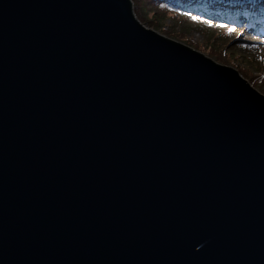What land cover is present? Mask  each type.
Returning <instances> with one entry per match:
<instances>
[{
	"label": "water",
	"instance_id": "95a60500",
	"mask_svg": "<svg viewBox=\"0 0 264 264\" xmlns=\"http://www.w3.org/2000/svg\"><path fill=\"white\" fill-rule=\"evenodd\" d=\"M0 264H264V95L132 0H0Z\"/></svg>",
	"mask_w": 264,
	"mask_h": 264
},
{
	"label": "rangeland",
	"instance_id": "374dc122",
	"mask_svg": "<svg viewBox=\"0 0 264 264\" xmlns=\"http://www.w3.org/2000/svg\"><path fill=\"white\" fill-rule=\"evenodd\" d=\"M141 14L147 19L152 17L146 11ZM137 18L139 19L138 16ZM159 24L160 27H155L144 23L158 33L187 44L220 64L235 68L264 95V39L251 35L245 26L225 31L181 16H168L160 20ZM252 77L256 78V83L252 82Z\"/></svg>",
	"mask_w": 264,
	"mask_h": 264
},
{
	"label": "trees",
	"instance_id": "16d2710c",
	"mask_svg": "<svg viewBox=\"0 0 264 264\" xmlns=\"http://www.w3.org/2000/svg\"><path fill=\"white\" fill-rule=\"evenodd\" d=\"M135 14L144 24L160 27L168 16L197 20L216 29L243 26L255 37H264V0H132ZM146 11L150 19L141 13ZM139 14L142 16H139ZM228 35V33L226 32ZM260 36V37H259ZM224 56V55H223ZM252 77V82L256 83Z\"/></svg>",
	"mask_w": 264,
	"mask_h": 264
}]
</instances>
